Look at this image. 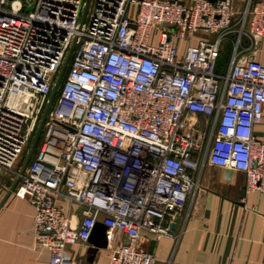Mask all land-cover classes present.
Listing matches in <instances>:
<instances>
[{
  "label": "built area",
  "instance_id": "obj_1",
  "mask_svg": "<svg viewBox=\"0 0 264 264\" xmlns=\"http://www.w3.org/2000/svg\"><path fill=\"white\" fill-rule=\"evenodd\" d=\"M0 0V173L20 160L74 43L43 134L14 191L34 207L45 264H75L69 246L106 226L107 264H154L139 231L171 236L164 219L198 187L193 155L245 174L264 198V65L238 62L242 38H264V2ZM156 30L155 42L152 32ZM233 50L216 69L222 44ZM184 112L211 117L206 152ZM79 220L76 222L77 212ZM125 234L119 242L115 231Z\"/></svg>",
  "mask_w": 264,
  "mask_h": 264
},
{
  "label": "crops",
  "instance_id": "obj_2",
  "mask_svg": "<svg viewBox=\"0 0 264 264\" xmlns=\"http://www.w3.org/2000/svg\"><path fill=\"white\" fill-rule=\"evenodd\" d=\"M189 3L192 0H180ZM238 14L248 0H227ZM254 0H252L253 2ZM262 1L264 0H256ZM233 48V46H232ZM238 62L257 60L264 65V38L252 35L241 39ZM192 137L205 144L211 117L184 112ZM253 134H264V115L253 125ZM196 168L188 170L198 187L181 212L164 219L171 236L139 231L137 246L155 256L154 264H264V198L245 192L242 171L220 167L193 155ZM11 171L0 173V264H45L48 250L35 240L34 207L26 196L9 189L15 180ZM76 222L79 220L78 210ZM119 242L125 234L115 231ZM88 242L69 246L66 255L75 264H107L110 248L90 251Z\"/></svg>",
  "mask_w": 264,
  "mask_h": 264
},
{
  "label": "water",
  "instance_id": "obj_3",
  "mask_svg": "<svg viewBox=\"0 0 264 264\" xmlns=\"http://www.w3.org/2000/svg\"><path fill=\"white\" fill-rule=\"evenodd\" d=\"M253 2H256V0H254ZM87 3H88V0H86V5L84 7V10H83V13H82V19L84 18V15L86 13V8H87ZM73 47H74V43L71 44V46L69 47V50L65 56V59L63 61V64L56 76V79L54 81V85H53V88L51 90V93L49 95V99H48V102L46 103L45 105V108L43 110V113L40 117V120L37 124V127L35 129V133H34V136H33V139H32V142L29 146V149L26 153V156L24 158V161L20 167V170H19V175L22 174L26 168V166L28 165L33 153H34V150L36 148V144L38 142V139H39V136H40V133H41V130L43 128V123H44V120H45V117H46V114L52 104V101L57 93V90L59 88V85L63 79V76H64V73L66 71V68H67V64H68V61H69V58H70V55H71V52L73 50ZM19 175L15 178L14 182L12 183L10 189H9V192L8 194L14 189V187L16 186L18 180H19ZM2 204V203H1ZM0 204V206H1ZM105 230H106V226L103 225L101 222H96L93 229H92V232L87 240L88 243H90L91 245V248H90V251L91 252H96L98 249L100 248H105L107 246V241H106V238H105Z\"/></svg>",
  "mask_w": 264,
  "mask_h": 264
},
{
  "label": "rangeland",
  "instance_id": "obj_4",
  "mask_svg": "<svg viewBox=\"0 0 264 264\" xmlns=\"http://www.w3.org/2000/svg\"><path fill=\"white\" fill-rule=\"evenodd\" d=\"M156 35H157V32H156V30H153V32H152V39H151V42L152 43H154L156 40H155V37H156ZM229 43V44H228ZM231 44V46L229 47L228 45H230ZM232 39H231V43L227 40V41H225L223 44H222V52H224L223 54V57L224 58H226L227 59V61L230 59V56H231V53H232ZM229 58V59H228ZM225 62L224 64H223V66H224V68L225 67H227L226 65H228V62ZM37 127V126H36ZM36 129V128H35ZM34 133H35V131H34ZM34 133L32 134V137H31V139H30V142H29V144H28V148H27V150L25 151V153L23 154V156H22V159L20 160V163L18 164V166L20 165H22V163H23V161H24V158H25V156H26V153H27V151H28V149H29V146H30V144H31V142H32V139H33V136H34ZM42 134H43V128H42V130H41V133H40V136H39V139H38V142H37V144H36V148H35V150H34V153H35V151L37 150V148H38V146H39V143H40V141H41V137H42ZM206 147H207V144H203L202 145V148H201V151H200V153L201 154H204L205 152H206ZM33 153V154H34Z\"/></svg>",
  "mask_w": 264,
  "mask_h": 264
},
{
  "label": "trees",
  "instance_id": "obj_5",
  "mask_svg": "<svg viewBox=\"0 0 264 264\" xmlns=\"http://www.w3.org/2000/svg\"><path fill=\"white\" fill-rule=\"evenodd\" d=\"M231 39H232V37H230L229 39H228V41L231 43ZM227 41V40H226ZM229 44V43H228ZM229 47L231 46V44L230 45H228ZM224 52H222V48L220 49V52H219V54H218V57H217V62H216V69H217V71L218 72H224L225 70H226V68L227 67H225L224 68V66H223V64L227 61V59L226 58H224L223 57V54ZM229 59V58H228ZM229 61V60H228ZM227 61V62H228ZM226 66H228V65H226ZM57 93H58V91H57ZM57 93H56V95H57Z\"/></svg>",
  "mask_w": 264,
  "mask_h": 264
}]
</instances>
